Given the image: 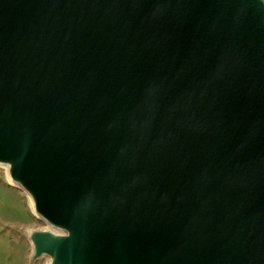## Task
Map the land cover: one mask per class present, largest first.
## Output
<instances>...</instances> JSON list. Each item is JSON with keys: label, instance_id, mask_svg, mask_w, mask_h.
<instances>
[{"label": "water", "instance_id": "obj_1", "mask_svg": "<svg viewBox=\"0 0 264 264\" xmlns=\"http://www.w3.org/2000/svg\"><path fill=\"white\" fill-rule=\"evenodd\" d=\"M0 164L49 264H264V0H0Z\"/></svg>", "mask_w": 264, "mask_h": 264}, {"label": "rangeland", "instance_id": "obj_2", "mask_svg": "<svg viewBox=\"0 0 264 264\" xmlns=\"http://www.w3.org/2000/svg\"><path fill=\"white\" fill-rule=\"evenodd\" d=\"M27 196L7 183L5 169L0 166V264L48 263L45 257L31 261L28 232L49 227L33 214Z\"/></svg>", "mask_w": 264, "mask_h": 264}, {"label": "bare ground", "instance_id": "obj_3", "mask_svg": "<svg viewBox=\"0 0 264 264\" xmlns=\"http://www.w3.org/2000/svg\"><path fill=\"white\" fill-rule=\"evenodd\" d=\"M0 166H2V167L5 169V174H6V180H7V183H8L9 185L15 187V188L20 189V188L17 186V184H16L14 181H12L11 178L9 177V174H8V166H7L6 164H0ZM20 190H21V189H20ZM27 199H28V202H29V205H30V209H31V211L33 212V214H34L35 216H37V215L35 214V212H34L33 203H32L31 198H30L29 196H27ZM48 229H51V228H48ZM30 231H31V230H30ZM30 231L28 232V235H27L28 240H29V234H30ZM29 244H30V247H31V249H32V246H31L30 241H29ZM44 257L47 259V262H48L47 264H49V259H48V257H47V256H44Z\"/></svg>", "mask_w": 264, "mask_h": 264}]
</instances>
